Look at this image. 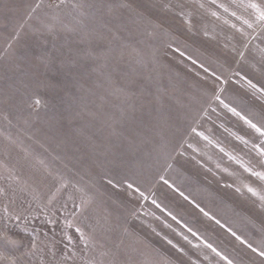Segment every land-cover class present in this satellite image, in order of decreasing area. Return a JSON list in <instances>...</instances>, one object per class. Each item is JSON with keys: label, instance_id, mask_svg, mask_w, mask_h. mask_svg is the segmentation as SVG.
Here are the masks:
<instances>
[{"label": "rangeland", "instance_id": "obj_1", "mask_svg": "<svg viewBox=\"0 0 264 264\" xmlns=\"http://www.w3.org/2000/svg\"><path fill=\"white\" fill-rule=\"evenodd\" d=\"M249 2L0 0V186H8L11 170L19 186L34 189L46 203L66 182L50 208H60L75 185L91 197L77 223L88 231L111 213L112 224L120 225L98 234L99 244L87 252L70 229L68 252L79 253L75 264H142V253L157 264H227L224 256L233 264H264L243 244L264 245V180L253 175L264 173V156L255 147H264V137L214 99L222 87L224 103L264 126V94L244 79L264 87V26ZM181 10L191 14V30L177 15ZM40 82L49 87L38 88ZM37 91L46 106L34 110L29 103ZM116 172L147 198L126 186H108L102 177ZM21 198L31 195L18 192V204ZM73 211L67 201L53 217L55 225L40 215L29 220L27 232L22 222L0 219V232L21 242L12 246L0 238V264H9L10 256L17 264H40L39 255H21L31 246L33 229L41 240L46 232L49 241L54 230L63 250V222Z\"/></svg>", "mask_w": 264, "mask_h": 264}, {"label": "snow or ice", "instance_id": "obj_2", "mask_svg": "<svg viewBox=\"0 0 264 264\" xmlns=\"http://www.w3.org/2000/svg\"><path fill=\"white\" fill-rule=\"evenodd\" d=\"M60 3L63 4L64 0H60ZM127 6V5H123ZM203 5H201L202 7ZM221 7H224V5H220ZM59 7V5H57ZM74 7H80V5H75ZM111 7V6H109ZM165 9L171 10L172 4L171 3H165L163 5ZM246 7L253 9L256 23H258L261 26H264V5L258 4L254 2V0H250V2L246 5ZM225 11H227V8H225ZM213 15H217V13L213 12ZM178 16L182 17L184 22L188 25L189 30H191L192 21H191V14L185 13L183 10L177 13ZM232 15H236L234 12ZM244 23L248 25V27H252V23H250L248 20H244ZM235 27V25H233ZM155 28H159V25H155ZM149 35H152V33H149ZM205 35L207 36L208 33L205 32ZM169 47L171 48L172 45L169 44ZM176 52H179L181 55H184V52H181V49L179 47L175 48ZM132 52H135L137 56L141 57V60L138 62H143L142 53L133 48ZM123 55V53H121ZM243 55V53H241ZM261 56L264 58V49L261 50ZM189 60L192 59L191 56L188 57ZM193 63H196V61H193ZM201 68H204L203 64H200ZM206 72L208 69H204ZM213 76H216V73H212ZM217 80H221V77H216ZM244 79L247 81V84L252 89H255L259 91L260 93L264 94V87H260L257 84L253 83L252 80L247 79V77H244ZM223 83H227V80H223ZM49 87V85L45 84L44 82H40L38 85V88H46ZM223 91V88H219L217 91V94L214 96V99L220 101L221 104L225 108H227L230 112H232L236 116H240L241 119L245 121L246 124H248L251 128H253L256 132H258L261 137H264V126L254 123L252 119H249L247 116H243L240 112L237 111L236 108L231 107L229 104L224 103L223 100H221L219 93ZM46 106V101L44 98L40 95L39 91L34 92L32 96L30 97V103L29 107L33 108L34 110L39 109L40 107ZM207 114V113H205ZM193 132H196V129H192ZM198 135L203 136V133H198ZM205 140H208L209 138L207 136L203 137ZM264 143V141H262ZM189 147H193L192 145H189ZM259 148V154L261 156H264V147H259L258 145L255 146ZM223 151V149H221ZM182 154V153H181ZM171 167V165H169ZM251 171V169H248ZM253 175L258 176L260 179L264 180V173L262 172H254ZM3 177H0L2 179ZM106 184L108 186H111L113 188H119L121 186H126L127 189H134L135 192L139 193L141 197H145L144 192L140 190L138 186L134 184L131 180H129L126 176L120 175L119 172H116L115 174H108L102 177ZM161 180L164 181L165 184H168L169 181L165 180L163 176L160 177ZM7 180L9 181V184L7 187L0 186V219L6 220V221H15L17 224L23 223L24 224V231L27 232V224L29 220H35L40 215H43L45 220L44 223L55 225L57 223L56 219L53 217L55 216L56 212H62L63 209L67 208V201H71L73 205L74 211L72 212V219H68L67 217L64 219L63 222V228L61 230V235L63 237V240H66L67 243L64 244L63 250H60L57 248V243H60L55 240V232L53 230V238L49 241L47 240L48 234L45 232V240L40 239L39 229H33L31 236H30V248H27L24 253H22V256H37L39 255L40 258V264H69V262H72V264H75V261L77 257L79 256V253L76 251H72L71 254L68 252L69 245L73 243V235L69 231L70 229H74V232L78 234L79 241L84 245V248L82 251L87 252L89 249L94 250L97 245L99 244L98 240V234L103 235L105 233H110L115 230V228H119L120 225L117 223L115 226L112 224L110 217L111 213L105 215L103 217V223L98 219L96 224L94 225H88V228L90 230L86 231L83 226H81L80 223H77L76 221L79 219L78 213L82 214L88 207V205L91 203V197L85 193L83 188H79L77 186H73L74 191L68 192L67 195V201L61 205L60 208H50L49 206L53 205V202L55 201L56 197L67 188V183L63 182L61 183L55 191L48 197L46 203H41L40 196L35 192L34 189L29 190V188L25 186H19V177L15 176L14 173L11 170H8ZM15 182L17 184L16 187L13 186V183ZM172 186V185H170ZM179 191V189H177ZM237 191H240V189H237ZM248 191L252 192L254 195L256 194L255 190L251 187H248ZM23 193V192H29V195H31L30 200H26L21 198L20 203H17V193ZM75 193H79V203H77V197ZM181 196H184V193H180ZM188 197H185L187 199ZM262 201H264V196L260 197ZM35 202L36 206L33 207V203ZM153 204H156V201H152ZM194 203V201H193ZM197 208L200 206L197 204ZM201 212H204V209L200 208ZM205 215H208V213H204ZM135 215V213H133ZM171 215V213H169ZM117 221H119L120 217H116ZM175 219V217H173ZM219 223V221H217ZM170 227V226H169ZM123 231L131 235V233H128V229L124 228ZM189 231H192L189 229ZM230 232H232L231 229H229ZM233 236H236L235 232H232ZM0 238H3V240L12 245V246H19L20 241L14 240L10 236H8L7 232H0ZM237 239H242L239 236H236ZM167 240V237H165ZM184 239H187V237H184ZM247 243L246 241H244ZM168 244H172L171 240H167ZM206 243V242H205ZM41 245H44L47 247L48 252L47 255L51 257L50 260H45L44 257V247H41ZM100 247H103V245H100ZM173 247H177L176 245H173ZM207 247L212 249V251L217 252V250L211 245L207 244ZM248 247L252 249L254 252H258L259 256L264 257V245H262L259 248H253L251 244H248ZM179 252H183L184 250L182 248H178ZM58 252L60 253L59 258H57ZM108 255V252H101V256ZM145 259L142 262V264H157L156 261H153L150 257H148L146 254ZM217 255H222L221 253L217 252ZM4 254L0 253V258H3ZM80 259H84L83 257H79ZM9 261V264H17V257L10 256L7 258ZM223 259L227 260V264H233V261L229 260L226 256L223 257ZM84 264H105L104 260H96V259H87L84 261ZM107 264H115V261H108ZM164 264H170L169 261H164ZM195 264V262H194Z\"/></svg>", "mask_w": 264, "mask_h": 264}, {"label": "trees", "instance_id": "obj_3", "mask_svg": "<svg viewBox=\"0 0 264 264\" xmlns=\"http://www.w3.org/2000/svg\"><path fill=\"white\" fill-rule=\"evenodd\" d=\"M245 247H248V244H250L249 242L248 243H243Z\"/></svg>", "mask_w": 264, "mask_h": 264}]
</instances>
